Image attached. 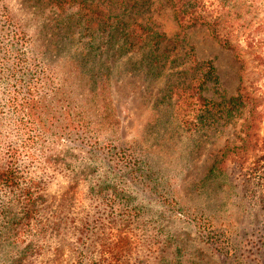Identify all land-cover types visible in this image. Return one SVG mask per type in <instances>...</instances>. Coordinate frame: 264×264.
<instances>
[{"label": "rangeland", "instance_id": "obj_1", "mask_svg": "<svg viewBox=\"0 0 264 264\" xmlns=\"http://www.w3.org/2000/svg\"><path fill=\"white\" fill-rule=\"evenodd\" d=\"M80 1L0 0V155L18 49L74 124L18 157L31 203L0 186V264H264V0H190L231 48L164 0Z\"/></svg>", "mask_w": 264, "mask_h": 264}, {"label": "trees", "instance_id": "obj_2", "mask_svg": "<svg viewBox=\"0 0 264 264\" xmlns=\"http://www.w3.org/2000/svg\"><path fill=\"white\" fill-rule=\"evenodd\" d=\"M105 4V6H129L130 1L127 0H98ZM160 1V0H159ZM84 3V1H80ZM164 3H168V6L176 14L178 20H184L185 17L190 19L189 21H198L200 24L205 25L206 29L210 32V36L213 39L218 40L222 45L231 48L232 45L228 42L227 38H219L215 31V19L221 16L218 15L210 24L207 21H203L196 14L192 1L190 0H164ZM57 3V1H56ZM119 5H118V4ZM108 7V6H107ZM125 9V6L123 8ZM118 15L113 17V22L118 23ZM137 25L140 28V32L131 33L127 32V36H133L135 40L144 42L150 35H157V32L152 30L149 26ZM123 33V32H122ZM13 44H21L23 42V35L20 31L13 30L12 33ZM160 38L162 34H159ZM26 59L23 57V53L16 50L12 66L9 67V77L13 79L11 88H7L8 96L6 98V106L13 114L14 119L12 130L13 136L16 138L17 143L6 144V147L0 155V186L9 188V192H13V187H16L18 193L16 197L23 201L32 202L34 194L31 188L24 187L19 188V181L22 178L21 170L18 165V157L27 149L32 147V144L39 145L42 139L50 135L55 130L58 133H69L74 124L69 120V112L66 108L59 105H50L45 102L44 95L39 94L35 90L38 79V69L35 64L32 67H25ZM207 71H212L211 66H207ZM194 85L190 87L186 95L189 99L190 105H196L202 107L205 111L213 109L215 106L221 108L220 102H213L212 100L205 98L200 92H194ZM224 114L226 117L240 116L244 108L247 105V98L244 95L229 96L225 100ZM250 119L253 118L254 110L250 108L248 110ZM229 119V118H228ZM3 147V146H2ZM17 199V200H18Z\"/></svg>", "mask_w": 264, "mask_h": 264}]
</instances>
